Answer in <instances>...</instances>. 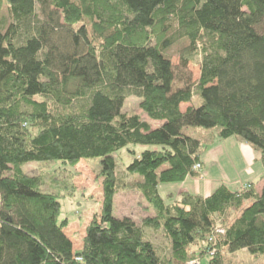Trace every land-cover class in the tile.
I'll use <instances>...</instances> for the list:
<instances>
[{"label":"trees","instance_id":"obj_1","mask_svg":"<svg viewBox=\"0 0 264 264\" xmlns=\"http://www.w3.org/2000/svg\"><path fill=\"white\" fill-rule=\"evenodd\" d=\"M6 2L0 264H224L222 249L264 254V185L258 192L253 182L239 189L221 183L208 196L184 192L170 202L159 188L197 177L200 152L216 138L250 144L264 167V0ZM182 40L175 65L167 52ZM193 54L201 56L195 81ZM130 95L161 124L122 113ZM129 145L149 147L126 167L154 211L141 225L113 215L114 155ZM95 158L100 212L75 251L58 194L43 191L22 166ZM143 227L162 229L170 256L158 253Z\"/></svg>","mask_w":264,"mask_h":264},{"label":"rangeland","instance_id":"obj_2","mask_svg":"<svg viewBox=\"0 0 264 264\" xmlns=\"http://www.w3.org/2000/svg\"><path fill=\"white\" fill-rule=\"evenodd\" d=\"M7 7L6 0H0V17L7 16ZM186 42V40L179 41L167 52L175 65L180 62L179 51L185 46ZM191 57L188 69L191 72L193 81H195L199 76L201 56L200 54H193ZM139 102L140 99L138 97L128 96L121 112L138 114L141 119L149 122L152 127L159 126L161 122L150 119L140 109ZM209 134L202 133L200 137L203 136L204 142L208 141L209 143ZM236 138V136H232L218 141L216 138L213 144L201 150L200 155L205 163L198 162L199 164H196L194 170L198 172L197 177H201L202 173H204L205 164V175L208 178L206 182L211 188H215L221 183L229 185L233 189L238 188L240 183L251 180L254 172L264 168L260 159V152L253 149L245 141V144L241 143V141L238 142L239 139ZM244 145H248L255 150L254 158H250L244 152ZM146 148L149 147L129 145L114 155L118 188L114 197L113 215L116 217H131L139 225L142 224V219L153 216L154 211L137 188L140 178L137 175L129 174L126 167L133 160L134 155L139 154ZM22 170L28 175L38 176L41 179L40 188L43 191L58 194L61 202L60 218L66 217L69 221L64 231L72 240L73 250H79L82 246L87 225L93 215L100 212L103 177L100 175L99 158L81 159L73 164L61 161L29 162L22 166ZM261 179L263 178L261 177ZM179 184L164 183L159 186L160 193L165 201L170 202L173 200L177 195L176 190L179 188ZM247 185L249 183L243 184V187ZM143 228L146 237L153 242L158 253L163 257L170 256V246L162 229ZM189 250L192 252L195 248L192 246ZM221 258L224 264H264V254L252 255L246 249L234 253H229L222 249Z\"/></svg>","mask_w":264,"mask_h":264},{"label":"crops","instance_id":"obj_3","mask_svg":"<svg viewBox=\"0 0 264 264\" xmlns=\"http://www.w3.org/2000/svg\"><path fill=\"white\" fill-rule=\"evenodd\" d=\"M206 134H208V133H206ZM236 139H239V138H236ZM216 140L218 141L220 139H216ZM239 141H241V143H244V141L241 139H239L238 142ZM214 142H215V140H214ZM244 146H245L244 152H246L250 158H254L255 157V150H253L248 145H244ZM201 161H202V163H205L202 158H201ZM203 172L204 173H202L201 177H196V178L195 177H187L183 182H180L179 188H177V190H176V193H177L176 196H178L179 194L184 193V192L191 193L194 195L208 196L214 188H211V186L209 184H207V182H206V181H208V178L205 175V173H206L205 164H204V171ZM253 174L254 175L252 176L251 180L246 181L245 183L253 182L255 184V189L259 192V191H261V189L264 185V182H262L264 180V168L260 169L258 172H254ZM261 177L263 179H261ZM198 181H200V182H198ZM245 183H240L239 187L234 188V189H239V188L243 187V184H245ZM227 186L229 187V185H227ZM229 188H231V187H229ZM231 189H233V188H231Z\"/></svg>","mask_w":264,"mask_h":264},{"label":"built area","instance_id":"obj_4","mask_svg":"<svg viewBox=\"0 0 264 264\" xmlns=\"http://www.w3.org/2000/svg\"><path fill=\"white\" fill-rule=\"evenodd\" d=\"M75 261H77V262H80L81 261V257H75ZM190 264H199L197 261H191V262H189Z\"/></svg>","mask_w":264,"mask_h":264}]
</instances>
